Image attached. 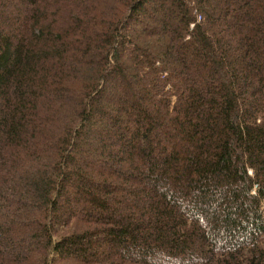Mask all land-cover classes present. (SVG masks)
<instances>
[{
    "label": "trees",
    "instance_id": "obj_1",
    "mask_svg": "<svg viewBox=\"0 0 264 264\" xmlns=\"http://www.w3.org/2000/svg\"><path fill=\"white\" fill-rule=\"evenodd\" d=\"M149 1L0 0V264H264V0Z\"/></svg>",
    "mask_w": 264,
    "mask_h": 264
},
{
    "label": "rangeland",
    "instance_id": "obj_2",
    "mask_svg": "<svg viewBox=\"0 0 264 264\" xmlns=\"http://www.w3.org/2000/svg\"><path fill=\"white\" fill-rule=\"evenodd\" d=\"M243 3V2H242ZM242 3H240L239 5H241ZM159 4V0H150L149 3H148V6H149V10L150 12H152V14L155 15L156 17V20L155 22H152L149 20V19H146L143 14H140L139 15V19L138 21L136 20H131L129 23H125V30H129V31H134L136 30V27H139L141 28L143 26V24H148L150 25L151 27L153 28H159L161 29L164 25V21L168 23V26L170 27V29L172 30L174 25H175V21H176V17L178 15V11L177 9L174 7V5L169 1L167 0V3H166V7L164 10H159L157 8V5ZM211 6L213 8H218L220 7L223 8V7H227V5L225 4V2H223L222 0H212L211 1ZM219 9V11H220ZM151 19V18H150ZM145 21L146 23H143L141 21ZM131 46H127L126 48V53L128 55H131L133 53V51H131ZM139 64L135 65V66H138ZM130 75H132V72L131 70L128 72ZM132 77V76H131ZM150 77V76H149ZM145 81H149L148 78H145L144 79ZM148 84V83H147ZM135 85V84H134ZM111 86V82L108 81V83L105 85V88L103 89V92L99 95V97L96 99V102L94 103V105L98 108L100 107H104L106 104L105 102L110 99L111 97H113V95L115 94L114 92H116V97H121L122 96V93L124 90H116L113 92V90L110 88ZM135 89L138 88L137 85L134 86ZM139 99V97H138ZM99 104V105H98ZM97 122V121H96ZM93 131V132H92ZM91 134H89L88 136H86V138L83 139V146L85 147V150H86V153L89 152V149L88 148H91V146H95L97 143H98V138L100 137L98 133H96V130H91ZM108 141H113L111 139H113L112 137H107L106 138ZM97 158H100L98 156V154H95V155H92L90 156L89 154L85 156V159L83 160V164L85 163V165H95V166H99L100 163L99 161H97L98 159ZM111 164V163H110ZM108 167V166H107ZM118 171L121 170L120 167L116 166ZM117 172V170H114ZM72 187H67L66 191L67 193L64 191V196H70L71 195V191H72ZM63 199H65L63 197ZM76 205V204H74ZM83 205H85L86 207L88 206V204L86 202L83 203ZM88 211H90V209L88 208Z\"/></svg>",
    "mask_w": 264,
    "mask_h": 264
}]
</instances>
